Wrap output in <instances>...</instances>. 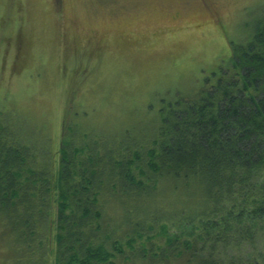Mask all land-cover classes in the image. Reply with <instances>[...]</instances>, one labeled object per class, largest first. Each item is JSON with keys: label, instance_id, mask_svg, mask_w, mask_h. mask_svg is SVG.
Instances as JSON below:
<instances>
[{"label": "trees", "instance_id": "trees-1", "mask_svg": "<svg viewBox=\"0 0 264 264\" xmlns=\"http://www.w3.org/2000/svg\"><path fill=\"white\" fill-rule=\"evenodd\" d=\"M158 119L149 144L65 120L57 170L1 121L2 264H264V12Z\"/></svg>", "mask_w": 264, "mask_h": 264}, {"label": "rangeland", "instance_id": "rangeland-1", "mask_svg": "<svg viewBox=\"0 0 264 264\" xmlns=\"http://www.w3.org/2000/svg\"><path fill=\"white\" fill-rule=\"evenodd\" d=\"M263 9L264 0H0V122L55 170L65 120L102 142L149 144L160 110L214 83ZM51 249L48 264L54 240Z\"/></svg>", "mask_w": 264, "mask_h": 264}]
</instances>
